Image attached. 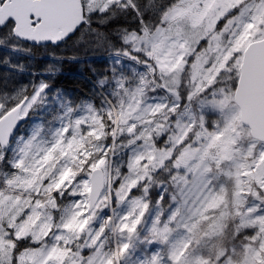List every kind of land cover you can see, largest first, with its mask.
Here are the masks:
<instances>
[{
    "label": "snow or ice",
    "instance_id": "snow-or-ice-1",
    "mask_svg": "<svg viewBox=\"0 0 264 264\" xmlns=\"http://www.w3.org/2000/svg\"><path fill=\"white\" fill-rule=\"evenodd\" d=\"M62 45L87 99L9 55ZM0 51V264H264V0H0Z\"/></svg>",
    "mask_w": 264,
    "mask_h": 264
},
{
    "label": "trees",
    "instance_id": "trees-1",
    "mask_svg": "<svg viewBox=\"0 0 264 264\" xmlns=\"http://www.w3.org/2000/svg\"><path fill=\"white\" fill-rule=\"evenodd\" d=\"M0 55H4V53L0 51ZM9 55L13 63H23L26 67L36 71H44L49 64H54L58 71L50 81L53 89L63 90L69 98L76 101L87 99L90 96L93 81L98 72L108 69L111 65L108 53L102 48L85 50L62 45L60 47L38 48L32 55L21 53ZM73 56L77 58L71 59L70 57ZM93 69L97 71L94 72ZM4 70L0 67V72ZM28 78L26 74L19 76V80L25 83Z\"/></svg>",
    "mask_w": 264,
    "mask_h": 264
},
{
    "label": "bare ground",
    "instance_id": "bare-ground-1",
    "mask_svg": "<svg viewBox=\"0 0 264 264\" xmlns=\"http://www.w3.org/2000/svg\"><path fill=\"white\" fill-rule=\"evenodd\" d=\"M70 47V46H69ZM64 50V49H63ZM101 65V64H100ZM102 70V69H101ZM80 74V73H79ZM78 93V92H77Z\"/></svg>",
    "mask_w": 264,
    "mask_h": 264
},
{
    "label": "rangeland",
    "instance_id": "rangeland-1",
    "mask_svg": "<svg viewBox=\"0 0 264 264\" xmlns=\"http://www.w3.org/2000/svg\"><path fill=\"white\" fill-rule=\"evenodd\" d=\"M55 107V106H54ZM50 118V117H49ZM38 122V121H37Z\"/></svg>",
    "mask_w": 264,
    "mask_h": 264
}]
</instances>
